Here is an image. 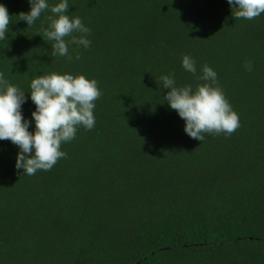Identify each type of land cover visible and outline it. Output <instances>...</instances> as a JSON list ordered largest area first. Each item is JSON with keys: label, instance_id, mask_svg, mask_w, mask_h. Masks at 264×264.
I'll list each match as a JSON object with an SVG mask.
<instances>
[{"label": "trees", "instance_id": "1", "mask_svg": "<svg viewBox=\"0 0 264 264\" xmlns=\"http://www.w3.org/2000/svg\"><path fill=\"white\" fill-rule=\"evenodd\" d=\"M46 2L28 27L29 0H0L11 16L0 72L25 92L29 131L34 78L83 74L102 95L95 126L62 143L49 171L23 175L18 146L0 140V264H264V13L235 20L228 0H68L91 41L69 44V61L42 36L62 0ZM205 64L240 127L201 142L160 77L195 89Z\"/></svg>", "mask_w": 264, "mask_h": 264}, {"label": "clouds", "instance_id": "2", "mask_svg": "<svg viewBox=\"0 0 264 264\" xmlns=\"http://www.w3.org/2000/svg\"><path fill=\"white\" fill-rule=\"evenodd\" d=\"M31 10L21 12L20 20L28 27L40 18L42 12L49 9L46 0H29ZM232 6V15L237 19L254 20L264 13V0H228ZM52 15L47 17L48 27L42 29L44 40L54 41L51 45L53 56L69 55V44L87 49L91 41L87 38L90 29L80 17H70L68 0H62L50 8ZM8 9L0 4V40L6 39L10 25ZM79 34V35H76ZM68 37L70 39L66 40ZM76 59H80L77 52ZM183 68L196 74V62L190 55L182 57ZM251 71V63L245 64ZM203 75L193 89L191 85L177 87L175 80L164 75L160 77L163 88L170 89L164 96L170 108L177 111L185 123L184 131L193 139L203 142L204 133L230 136L240 127V117L225 97L218 84L217 73L207 64L203 66ZM31 100L36 105L32 112L35 132H30L31 120H25L22 105L26 102L25 92L10 84L0 72V140L11 141L18 146L19 153L16 169H23V175H35L38 170H51L58 160L66 158L61 151L62 143L76 137L79 127L91 130L95 126V101L102 93L95 79L83 74H60L52 72L34 78L30 85Z\"/></svg>", "mask_w": 264, "mask_h": 264}]
</instances>
